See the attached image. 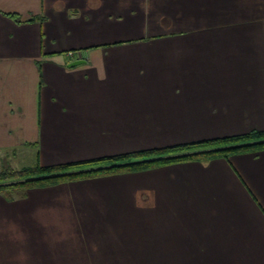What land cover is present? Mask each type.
<instances>
[{"label": "crops", "instance_id": "0c3cea01", "mask_svg": "<svg viewBox=\"0 0 264 264\" xmlns=\"http://www.w3.org/2000/svg\"><path fill=\"white\" fill-rule=\"evenodd\" d=\"M251 131L264 0H0V170ZM133 221L166 230L160 264H264V149L0 196V264Z\"/></svg>", "mask_w": 264, "mask_h": 264}, {"label": "trees", "instance_id": "16d2710c", "mask_svg": "<svg viewBox=\"0 0 264 264\" xmlns=\"http://www.w3.org/2000/svg\"><path fill=\"white\" fill-rule=\"evenodd\" d=\"M262 149H264V131H251L242 135L141 150L83 162L54 166L36 164L18 171L2 168L0 196L11 199L29 189L140 173L183 162L228 159L234 154L258 152Z\"/></svg>", "mask_w": 264, "mask_h": 264}, {"label": "rangeland", "instance_id": "374dc122", "mask_svg": "<svg viewBox=\"0 0 264 264\" xmlns=\"http://www.w3.org/2000/svg\"><path fill=\"white\" fill-rule=\"evenodd\" d=\"M33 162L31 155L21 158L18 162L10 158L6 162L8 164L6 168L18 171L34 166ZM73 225H77L79 230L80 226L91 230H94L96 226V224L84 223ZM104 225L112 227L105 229L110 231L115 229L122 234H56L55 251L57 252L54 255H48L46 259L40 255L37 262L33 259L35 264H160L162 262L159 251L162 248L160 240L164 238L165 229L148 230L146 224L134 221L132 224ZM63 235L69 238L62 240ZM147 248H151L156 253L146 256Z\"/></svg>", "mask_w": 264, "mask_h": 264}, {"label": "water", "instance_id": "95a60500", "mask_svg": "<svg viewBox=\"0 0 264 264\" xmlns=\"http://www.w3.org/2000/svg\"><path fill=\"white\" fill-rule=\"evenodd\" d=\"M83 63H84V61L78 60V61H75V62H72L71 64H69L68 68H73V67L80 65V64H83Z\"/></svg>", "mask_w": 264, "mask_h": 264}]
</instances>
